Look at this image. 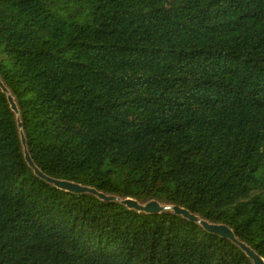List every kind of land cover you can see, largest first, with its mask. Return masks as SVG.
<instances>
[{
    "label": "trees",
    "instance_id": "trees-1",
    "mask_svg": "<svg viewBox=\"0 0 264 264\" xmlns=\"http://www.w3.org/2000/svg\"><path fill=\"white\" fill-rule=\"evenodd\" d=\"M0 80L44 175L182 207L264 260V0H0ZM0 264L251 262L38 179L0 90Z\"/></svg>",
    "mask_w": 264,
    "mask_h": 264
},
{
    "label": "water",
    "instance_id": "water-1",
    "mask_svg": "<svg viewBox=\"0 0 264 264\" xmlns=\"http://www.w3.org/2000/svg\"><path fill=\"white\" fill-rule=\"evenodd\" d=\"M0 90L2 93L5 94L8 104L10 106V109L16 116L17 128L19 130L20 144L22 147L24 161L26 165L31 169L33 174L41 181L45 182L46 184L56 189L68 192L70 194L89 195L106 204H113V203L119 204L123 206L126 210L133 211L137 214L154 215V216L161 215V214H172L176 217H180L186 220L189 223L198 225L204 232L212 236L218 237L221 240L229 241L234 246H236L249 259L251 264H264V260L247 244L239 241L235 237L233 231L229 227L222 225V224H212L190 213L188 210L182 207L171 205V204H164L157 200L137 201V200L130 199V198L122 199L114 195H108V194L99 192L94 188L81 186L79 184L68 182V181L57 180V179L50 178L44 175L34 165L29 155V152L27 150L26 140H25L23 130H22V124L19 118V110L14 101V98L11 96V93L4 86L1 80H0Z\"/></svg>",
    "mask_w": 264,
    "mask_h": 264
},
{
    "label": "rangeland",
    "instance_id": "rangeland-1",
    "mask_svg": "<svg viewBox=\"0 0 264 264\" xmlns=\"http://www.w3.org/2000/svg\"><path fill=\"white\" fill-rule=\"evenodd\" d=\"M88 14H89L88 12L82 11L81 15L74 16L73 21H75L76 23H78L80 25H84V26L88 25V24H90V21H91V17Z\"/></svg>",
    "mask_w": 264,
    "mask_h": 264
}]
</instances>
